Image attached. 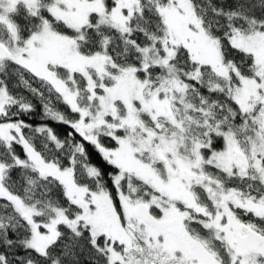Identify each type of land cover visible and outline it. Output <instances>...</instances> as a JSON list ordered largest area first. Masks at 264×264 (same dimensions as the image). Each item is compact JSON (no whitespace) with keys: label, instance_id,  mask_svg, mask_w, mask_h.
<instances>
[{"label":"snow or ice","instance_id":"6c2138e0","mask_svg":"<svg viewBox=\"0 0 264 264\" xmlns=\"http://www.w3.org/2000/svg\"><path fill=\"white\" fill-rule=\"evenodd\" d=\"M0 264H264V0H0Z\"/></svg>","mask_w":264,"mask_h":264}]
</instances>
